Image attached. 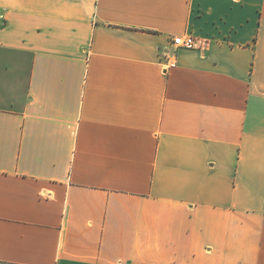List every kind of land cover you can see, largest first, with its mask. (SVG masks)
Segmentation results:
<instances>
[{
    "label": "crops",
    "instance_id": "obj_1",
    "mask_svg": "<svg viewBox=\"0 0 264 264\" xmlns=\"http://www.w3.org/2000/svg\"><path fill=\"white\" fill-rule=\"evenodd\" d=\"M0 264H264V0H0Z\"/></svg>",
    "mask_w": 264,
    "mask_h": 264
},
{
    "label": "built area",
    "instance_id": "obj_2",
    "mask_svg": "<svg viewBox=\"0 0 264 264\" xmlns=\"http://www.w3.org/2000/svg\"><path fill=\"white\" fill-rule=\"evenodd\" d=\"M174 43L178 46L182 47H194L196 45L195 39L192 36L182 37L178 36L175 37Z\"/></svg>",
    "mask_w": 264,
    "mask_h": 264
}]
</instances>
